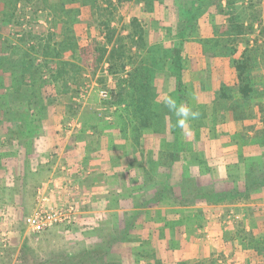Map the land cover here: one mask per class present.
<instances>
[{"label":"rangeland","instance_id":"374dc122","mask_svg":"<svg viewBox=\"0 0 264 264\" xmlns=\"http://www.w3.org/2000/svg\"><path fill=\"white\" fill-rule=\"evenodd\" d=\"M13 1L0 0V264L161 263L156 253L150 252L148 242L126 236L130 227L122 231L116 215L83 213L91 209L85 208L93 200L86 186L79 185L86 201L76 224L58 225L41 233L27 229L24 221L33 207L34 189L66 140L117 136L140 152L138 144L144 139L145 163L154 176L149 177V188L144 184L148 177H143L139 191L148 193L155 185L158 205L189 197L195 188L189 174H196L199 184L214 182L220 189L228 184L240 189L242 179L233 177L245 168L253 169L255 175L264 174L260 159L264 155V0L226 1L220 32L217 30L220 35L194 39H189L197 19L194 2H174L186 9L179 29L157 23L149 30L137 15L154 12V4L164 7L163 0ZM212 4L219 6L217 1L203 0L204 8ZM185 39L198 42L206 60L227 58L234 73L230 81L213 80L214 76L203 73L197 83L189 77L183 79L185 58L178 43ZM173 41H177L174 46ZM109 57L114 65L111 74ZM238 61L246 63L248 96L239 90L234 66ZM121 64L129 67L123 71ZM127 70L137 82L132 93V86L124 88ZM101 89L107 90L106 99L99 96ZM198 92L206 102L199 101ZM168 95L199 112V118L190 120L182 130L176 116L164 106ZM227 111L231 116L227 117ZM74 121L79 125H69ZM24 152L28 157L23 159ZM67 153L64 150L62 157ZM161 171L166 177H178L177 196L170 192L171 185H166L167 192L162 191L166 178L158 176ZM183 175L186 180H181ZM237 202L229 197L219 203H200ZM137 203L139 199L133 201ZM199 212L191 211L187 217L196 222ZM223 212L220 220L228 233L215 238L208 232V238L220 241L222 248L232 240H238L239 246L240 241H246L244 234L252 231H245L241 213L233 209ZM232 212L240 214V220L227 219ZM251 212L256 214L252 222L255 241L261 239L264 205ZM254 241L248 240L247 248L240 247L251 251L257 264H264V256L253 249ZM150 249H156L155 244ZM238 249L234 246L233 252ZM65 256L79 260H60ZM226 256L231 259L229 250L215 252L214 264H223Z\"/></svg>","mask_w":264,"mask_h":264},{"label":"crops","instance_id":"0c3cea01","mask_svg":"<svg viewBox=\"0 0 264 264\" xmlns=\"http://www.w3.org/2000/svg\"><path fill=\"white\" fill-rule=\"evenodd\" d=\"M150 1L159 2L160 0ZM176 1L194 2L197 12L195 18L197 19L192 26L193 37L189 39L206 38L215 33L220 35L219 26H221V18H223L222 4L228 0H213L219 3L217 8L215 4L204 8L203 0H163L164 7H155L154 4V12L144 15L141 13L140 16H137L142 18V22L146 25L145 28L149 30L154 28L157 23L163 27L171 26L174 29L176 26V29H179L183 23L182 18L186 9L181 5L174 4ZM176 44L177 41H173L171 45ZM178 46L181 49V56L185 58L183 79L186 80L189 77V80L197 83L198 75L203 73L210 74L212 78L214 76L213 80L230 81V75L232 76L234 73L227 58H208L206 60L202 55L201 45L195 40L185 39L182 43H178ZM129 66L126 65V67ZM5 82L8 83L7 79ZM197 97L200 102H206L204 98L202 99L201 93L198 92ZM61 99L66 101V97ZM226 113L227 117L231 116L230 111ZM232 124V126H238V123L233 122ZM138 145L141 148V153L136 149L133 150L129 141L123 139L119 141L117 136L109 138L91 135L86 137L84 142L79 139L73 142L66 140L63 148L58 146V156L50 163V169L46 167L48 172L44 180L40 181L36 187L49 177L66 175L62 171L63 167H66L74 181L80 186H86V189H89L92 194L93 200L85 208L91 209L84 210L83 213L93 215L94 212L100 211L109 218L116 215L119 219L117 225L121 224L122 231L123 228L130 227L126 236L132 237L138 242H148L150 252L156 253V259L161 262L160 264H181L192 261H203V264L209 261L214 264L216 263L215 252L222 251V249L229 250L231 256V259L227 256L224 257L223 264H256L257 257L254 259L251 251L242 250L240 243L239 246L237 245L238 240H232L222 248L220 241L215 238L222 237L223 234H226L225 232L228 233V230L225 231L226 229L223 228L220 219H222L223 211L231 209L243 215L242 224L245 231L255 233L252 222L256 214L249 213V211L254 207L264 205V189L253 194L247 202L243 203L211 206L198 202L193 205H185L164 201L158 205L154 198L156 196L155 185L147 191L148 193L139 191L143 177L146 176L149 179L154 175L149 170V164L145 163L147 161L144 157L145 140L141 139ZM146 145H150V142L146 141ZM64 150L68 151L65 158L62 157ZM22 154L23 159L28 157V152ZM159 174L167 176L163 171L158 173V176H160ZM168 179H165V184L168 182V185H176L179 181L178 177H168ZM149 181L150 179L144 182L148 188L150 187ZM145 190H147V186ZM175 193L176 191L173 196ZM135 195L137 198H134ZM175 196L177 195L175 194ZM137 199H139V203L133 204V201ZM197 209H200L201 212L198 213V220L194 222V218L187 216L189 212ZM182 212H184L183 215H181ZM208 234L211 236L213 234L215 238H208ZM152 244H155L156 249H150ZM234 246L239 247L235 252H233ZM214 248L216 249L214 250ZM124 256H130V254ZM249 259L251 262H248ZM144 261L141 260V263ZM149 262L151 263V261Z\"/></svg>","mask_w":264,"mask_h":264},{"label":"built area","instance_id":"2783aa9c","mask_svg":"<svg viewBox=\"0 0 264 264\" xmlns=\"http://www.w3.org/2000/svg\"><path fill=\"white\" fill-rule=\"evenodd\" d=\"M107 90L101 89L99 96L107 98ZM79 125L74 121L73 124ZM63 176H52L41 182L35 189L34 203L31 212L25 217V225L32 233H41L55 226H72L77 223L81 214V205L86 198L80 193L79 185L63 167ZM240 215V214H239ZM229 213L231 222L240 220V216Z\"/></svg>","mask_w":264,"mask_h":264},{"label":"trees","instance_id":"16d2710c","mask_svg":"<svg viewBox=\"0 0 264 264\" xmlns=\"http://www.w3.org/2000/svg\"><path fill=\"white\" fill-rule=\"evenodd\" d=\"M134 21L135 20L133 19V22ZM101 58H102V55L100 56L99 60ZM111 59H112L111 57L108 58L110 74L114 71V65H113ZM234 66H235V69L237 71V77L239 78V81H240L239 90L244 96H248L249 92L251 91V88H250L249 84L245 81L246 63L238 61V62H235ZM120 67H121V70L125 71V67H126L125 64H121ZM128 72H129V76L127 74ZM126 74L127 75L125 76V80H123L125 83L124 88L126 89V86H128V87L132 86V88H129V93H132V89L134 86L137 85L136 84L137 82L135 81V79H133L134 74L132 72H130V70H127ZM142 84H144V82L141 83V85ZM260 159L263 160V162H264V155L262 157H260ZM167 170H168V168H167ZM201 171H199V173H201ZM195 175L196 174H194V175L189 174V176H188V178H191L193 183H194V186H195L194 190L191 192L189 197H187L185 199H184V197H181V199L178 201V203L188 204V205L190 203H197V202L198 203H200V202L219 203V202H222L224 199H227L229 197H230L231 202L232 201L237 202V200H239V198L247 201L251 198V196L253 195L254 192L260 190L261 187L264 186V174L255 175L253 173V169H251V168H245L243 173L236 174L235 177H233V179L235 181H237V180L240 181L242 179L241 180L242 185L239 187L240 189H238L236 187V185H234V184H228V186L226 188H222V189L216 188L214 186V182L199 184V183H197V180H196L199 178ZM165 178H166V180H169L168 177H165ZM186 179H187L186 175H183L181 177V180H186ZM233 179L231 180V182H233ZM166 185H168V182H167V184H163L162 191L163 190L165 192L168 191V189L166 188L167 187ZM177 185H179V183L176 185H171L170 192L173 193L177 189L176 188ZM242 186L244 188L243 190L241 189ZM262 228H263V231H262V233H260L261 239H255V241H254L255 236L252 234V232L251 233L247 232L243 236V237H246L247 242L246 241L245 242L240 241V244L242 245L243 248H247L250 246L248 244V240H249V242L254 241V243H253L254 245H252V246H254L253 249H255L257 251L258 255L262 254L264 256V223L262 225ZM105 250H108V249H105ZM105 250L103 252H107ZM77 258L78 257H75V256H72V257L65 256L60 260L67 261L69 263V262H75V261L79 260Z\"/></svg>","mask_w":264,"mask_h":264},{"label":"clouds","instance_id":"9594fccd","mask_svg":"<svg viewBox=\"0 0 264 264\" xmlns=\"http://www.w3.org/2000/svg\"><path fill=\"white\" fill-rule=\"evenodd\" d=\"M164 106L177 118V126L182 130L190 120L199 118V112L194 111L190 106L179 103L174 96L168 95L164 99Z\"/></svg>","mask_w":264,"mask_h":264}]
</instances>
